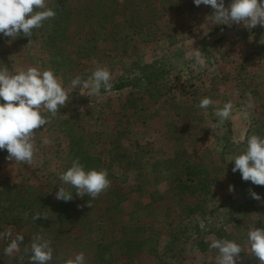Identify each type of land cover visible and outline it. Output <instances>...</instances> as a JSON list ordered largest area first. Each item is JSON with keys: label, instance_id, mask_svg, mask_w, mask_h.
<instances>
[{"label": "rangeland", "instance_id": "1", "mask_svg": "<svg viewBox=\"0 0 264 264\" xmlns=\"http://www.w3.org/2000/svg\"><path fill=\"white\" fill-rule=\"evenodd\" d=\"M65 8L67 37L58 46L47 47L40 34L0 37V67L51 68L70 98L44 130H34L31 166L0 151L7 209L0 232L25 237L14 256L4 253L9 240L0 239V264H18L20 255L28 264L37 233L51 239L50 264L81 252L87 264H98L101 241L104 264H215L209 243L218 238L242 246L237 264H260L248 252L247 232L264 228V186L242 180L228 161L246 147L247 136H264V26L212 24L211 6L193 0H66ZM192 45L206 68L195 64ZM97 67L110 71V91L87 96V89L70 87L71 79L88 80ZM205 96L213 104L200 109ZM228 101L232 116L220 122L214 113ZM42 114L50 116L46 109ZM43 137L50 143L42 144ZM77 138L82 147L75 158L84 151L99 158L95 169H106L111 183L95 199L62 185L73 191L67 206L56 199L58 172L75 159ZM36 213L48 217L34 220ZM136 234L143 249L122 254L126 238ZM202 239L207 245L200 246Z\"/></svg>", "mask_w": 264, "mask_h": 264}, {"label": "clouds", "instance_id": "2", "mask_svg": "<svg viewBox=\"0 0 264 264\" xmlns=\"http://www.w3.org/2000/svg\"><path fill=\"white\" fill-rule=\"evenodd\" d=\"M193 3L211 6L212 24H222L231 27L233 24L243 25L249 30L257 25L264 26V0H193ZM56 16L54 8L48 6V0H0V37L12 40L20 36H32L34 29L43 27L45 21ZM206 34V33H205ZM191 57L195 64L206 68L208 61L200 48L192 45ZM72 89H87V96L99 95L101 90L110 91L113 87L112 76L108 69L97 67L88 80L81 76L71 79ZM86 95L84 92H80ZM70 101L63 80L53 69L30 66L12 73L7 67H0V151L6 150V159L32 165L36 153V129L43 130L50 119L60 113L59 109ZM213 104L211 97H203L198 107L207 109ZM46 109L50 116L42 114ZM233 104L226 102L223 107L216 109L215 116L220 122L231 118ZM42 130V131H43ZM41 132V131H40ZM42 144L50 143L48 137L42 138ZM234 161L232 171L241 174V179L251 181L255 185L264 186V136L252 134L246 138V147L228 162ZM61 182L56 192V199L68 202L73 198V191L62 185L75 189L79 197L87 194L97 198L109 188L111 181L106 169H86L78 158L71 165L58 172ZM233 190L230 186V191ZM253 199L260 200L261 196L251 192ZM43 213L33 216L37 220ZM0 239H8L4 253L14 256L21 252L20 245L24 242L23 234L12 236L11 230L0 232ZM247 242L251 254L264 264V228L253 227L247 232ZM209 248L217 252L215 264H237L240 253L244 251L235 240L228 238L212 239ZM29 251V249H25ZM53 247L49 237L37 233L33 235L30 244L28 264H50L53 260ZM18 264H24L23 255L17 256ZM65 264H87L84 253H78L69 258Z\"/></svg>", "mask_w": 264, "mask_h": 264}, {"label": "trees", "instance_id": "3", "mask_svg": "<svg viewBox=\"0 0 264 264\" xmlns=\"http://www.w3.org/2000/svg\"><path fill=\"white\" fill-rule=\"evenodd\" d=\"M48 1H49V7H52L55 9L56 16L50 20L45 21L43 24V27H41L39 29H34L33 35L30 37H31V39H34V37H36V35L40 34V38H42L44 40V43L47 47H51V45H52V47H54L60 40L65 39V37H67L66 33L68 30L65 28V26H63L62 21L69 19L71 13L67 10V8H65L66 0H48ZM92 15L93 14H90L88 16V21L92 17ZM56 46H58V44ZM52 61L56 62L55 58ZM72 144L73 145H71V147H75V148L71 149V153L72 154L74 153L73 157L75 158L76 152L80 150V148L77 150L76 146L79 145L82 147V144L80 142V139H78V138H77V140H75V142H72ZM79 157H80L79 158L80 162L85 166L86 169L95 168V161L96 162L99 161V158H93L92 155L87 154V152H85V151H84V154L80 155ZM193 168L194 167L187 166V169H188L187 172L193 173ZM197 174H198V172H197ZM195 181H197V180L195 179ZM197 182H199V181H197ZM186 184H188V183H186ZM181 185H183V184H181ZM1 201H4V198L0 197V213L3 214V213H5V211L7 209L5 208L4 205L1 204ZM69 203H71V202L70 201H68V202L62 201L60 204H66L67 206H70ZM21 205H23L22 208L25 207L24 203H22ZM0 219H2V216H0ZM68 219H70V218H68ZM36 225H38V223H36ZM60 227L61 226H59L57 229H60ZM138 229L140 231L143 230V228H141L140 225H138ZM137 235L138 234H136L134 236H129L130 237L129 239L126 238L127 240L125 241V244H126L127 248H126V250H124L123 247H121V253L122 254H125V255L131 254L132 255L131 251H134V250L141 251L143 249V246H144L143 241L144 240H142L141 237H137ZM217 236H221V235L218 234ZM128 242H134V243H136V245L129 248L130 245L128 244ZM202 244L207 245V242H205V239H202L200 241V246H202ZM105 248L106 247L103 244V242L102 241L99 242L97 250H96V252H97L96 254L98 257V259H97L98 264H104V262L106 261V259H105V252H106ZM204 249H205V247H204ZM29 255H30V252H29L28 256Z\"/></svg>", "mask_w": 264, "mask_h": 264}]
</instances>
